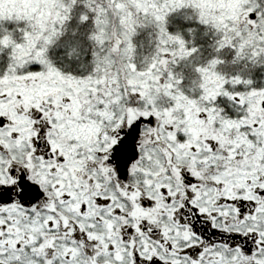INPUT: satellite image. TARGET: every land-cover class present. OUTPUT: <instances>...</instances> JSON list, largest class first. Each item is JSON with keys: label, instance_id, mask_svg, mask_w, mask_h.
<instances>
[{"label": "snow or ice", "instance_id": "6c2138e0", "mask_svg": "<svg viewBox=\"0 0 264 264\" xmlns=\"http://www.w3.org/2000/svg\"><path fill=\"white\" fill-rule=\"evenodd\" d=\"M0 264H264V0H0Z\"/></svg>", "mask_w": 264, "mask_h": 264}]
</instances>
